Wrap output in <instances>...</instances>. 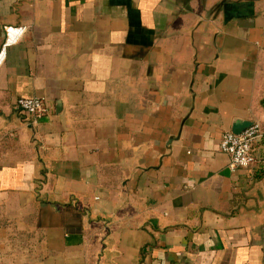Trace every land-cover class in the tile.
Segmentation results:
<instances>
[{"label": "crops", "instance_id": "obj_1", "mask_svg": "<svg viewBox=\"0 0 264 264\" xmlns=\"http://www.w3.org/2000/svg\"><path fill=\"white\" fill-rule=\"evenodd\" d=\"M6 27L0 264H264V177L220 151L264 131V0H0Z\"/></svg>", "mask_w": 264, "mask_h": 264}, {"label": "built area", "instance_id": "obj_2", "mask_svg": "<svg viewBox=\"0 0 264 264\" xmlns=\"http://www.w3.org/2000/svg\"><path fill=\"white\" fill-rule=\"evenodd\" d=\"M25 27H6L5 42L0 52V67L4 62L6 49L16 43L26 33ZM15 109L33 126L50 114V107L43 98H19L14 103ZM264 139V131L259 125H253L239 135L225 133L220 141V151L229 156L228 169H253L264 157L256 159L253 155L254 145Z\"/></svg>", "mask_w": 264, "mask_h": 264}, {"label": "water", "instance_id": "obj_3", "mask_svg": "<svg viewBox=\"0 0 264 264\" xmlns=\"http://www.w3.org/2000/svg\"><path fill=\"white\" fill-rule=\"evenodd\" d=\"M252 126H253L252 122L236 120L234 121L232 126V133L235 135H239Z\"/></svg>", "mask_w": 264, "mask_h": 264}, {"label": "trees", "instance_id": "obj_4", "mask_svg": "<svg viewBox=\"0 0 264 264\" xmlns=\"http://www.w3.org/2000/svg\"><path fill=\"white\" fill-rule=\"evenodd\" d=\"M262 105L264 106V100L262 101ZM255 176L257 178H263L264 177V162H258L255 165Z\"/></svg>", "mask_w": 264, "mask_h": 264}]
</instances>
